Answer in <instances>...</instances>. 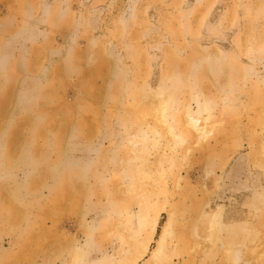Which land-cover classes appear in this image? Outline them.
I'll use <instances>...</instances> for the list:
<instances>
[{
  "label": "rangeland",
  "instance_id": "1",
  "mask_svg": "<svg viewBox=\"0 0 264 264\" xmlns=\"http://www.w3.org/2000/svg\"><path fill=\"white\" fill-rule=\"evenodd\" d=\"M224 248L264 264V0H0V264Z\"/></svg>",
  "mask_w": 264,
  "mask_h": 264
},
{
  "label": "bare ground",
  "instance_id": "2",
  "mask_svg": "<svg viewBox=\"0 0 264 264\" xmlns=\"http://www.w3.org/2000/svg\"><path fill=\"white\" fill-rule=\"evenodd\" d=\"M166 109V108H165ZM165 114V113H164ZM201 119V118H200ZM207 119V118H206ZM205 120V119H204ZM188 124L189 126H191V128L193 129V131L195 130L196 132H199V133H204L206 130V127L205 126H201L199 125L198 123V119L192 117V116H188ZM200 121V120H199ZM172 126V125H171ZM168 128V127H167ZM172 130V129H171ZM171 132V131H170ZM223 191V190H222ZM225 195V194H224ZM219 196V195H218ZM222 200V199H221ZM154 214V213H153ZM171 215V214H170ZM171 217V216H170ZM159 219L160 218H154L153 221H152V234L150 236V238H148V242L144 245V247L142 246V251L141 253L139 254V258H142L143 256H145V254L148 252L149 250V244H150V240H152V237H153V233L156 231L157 229V226L159 225ZM223 219V214H222V211H221V208L218 209V211L216 212H213L211 214V216L209 217V231L206 232L207 235V238H205L204 240H206V242H211L212 247L215 246V238H216V235L217 233L215 234V231L217 230V225L219 223V220ZM208 220V219H207ZM172 217L170 218L169 220V223L168 225L164 226V234L162 235V238L160 241H158L157 245L154 247V249L151 251V260L153 263H158L161 259H162V254H163V250H165L166 248V243H165V238L167 237V233L169 232V227H171L174 223L172 222ZM221 224V223H220ZM151 227V226H150ZM159 227V226H158ZM173 228V227H172ZM174 231V230H173ZM218 232V231H217ZM172 234V229L169 233V235ZM205 235V234H204ZM203 235V236H204ZM196 238L200 237L199 234H196L195 235ZM195 236L192 239V241L194 242L196 240ZM206 236V235H205ZM212 236H213V240H212ZM155 238V237H154ZM219 238V237H218ZM169 239V238H168ZM250 239V238H249ZM202 240V239H201ZM174 241V240H173ZM175 241L178 243V244H181L183 241L179 239V237H175ZM248 244V243H247ZM246 244V245H247ZM229 245V244H228ZM227 245V246H228ZM196 249V248H195ZM201 249V248H200ZM233 251V250H232ZM232 251H230V248H224V251H223V254H224V259H225V262L231 264V259L233 257V259H237V255L235 253H232ZM237 252V251H235ZM166 253V252H165ZM167 254V253H166ZM176 254V253H175ZM202 254V252H201ZM238 254V253H237ZM78 255V256H77ZM167 256V255H166ZM200 256V255H199ZM173 257V256H172ZM168 258V257H167ZM166 258V259H167ZM168 260V259H167ZM169 261V260H168ZM171 261V260H170ZM174 261V260H173ZM175 262V261H174ZM72 263L73 264H80V257H79V253L76 252L75 255H74V258L72 260ZM152 263V264H153Z\"/></svg>",
  "mask_w": 264,
  "mask_h": 264
}]
</instances>
